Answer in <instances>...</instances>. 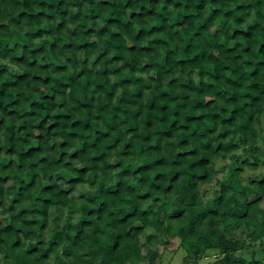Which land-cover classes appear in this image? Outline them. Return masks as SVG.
<instances>
[{
    "label": "trees",
    "instance_id": "16d2710c",
    "mask_svg": "<svg viewBox=\"0 0 264 264\" xmlns=\"http://www.w3.org/2000/svg\"><path fill=\"white\" fill-rule=\"evenodd\" d=\"M263 205L264 0H0V264H264Z\"/></svg>",
    "mask_w": 264,
    "mask_h": 264
},
{
    "label": "rangeland",
    "instance_id": "374dc122",
    "mask_svg": "<svg viewBox=\"0 0 264 264\" xmlns=\"http://www.w3.org/2000/svg\"><path fill=\"white\" fill-rule=\"evenodd\" d=\"M232 233L236 238L241 239L244 237V234L240 231H233ZM143 239L144 237L142 238V240ZM261 245H264V240L261 243H254L253 245H251V249H249L248 252H241L238 255L249 259L252 257V252H254L256 258H264V251ZM174 247V244L167 246V248L162 245L151 247L152 250L156 249L158 254L161 255L155 258L154 264H190V262L184 260L185 252L182 249L173 251ZM214 254L215 251L213 250L207 251L205 257L200 259L196 264H211L214 260Z\"/></svg>",
    "mask_w": 264,
    "mask_h": 264
}]
</instances>
